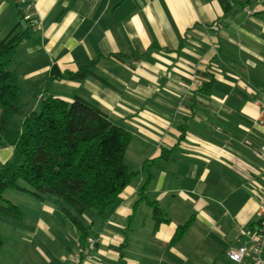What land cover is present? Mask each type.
<instances>
[{
	"label": "crops",
	"instance_id": "obj_1",
	"mask_svg": "<svg viewBox=\"0 0 264 264\" xmlns=\"http://www.w3.org/2000/svg\"><path fill=\"white\" fill-rule=\"evenodd\" d=\"M28 1L37 29L18 0H0V41L24 34L11 63L23 107L80 95L132 134L125 162L137 174L105 218L80 215L96 243L78 264H237L226 250L248 241L239 230L264 199V0ZM83 68V79L59 76ZM12 154L0 146V167ZM41 202L23 239L69 264L78 229L62 200Z\"/></svg>",
	"mask_w": 264,
	"mask_h": 264
},
{
	"label": "trees",
	"instance_id": "obj_2",
	"mask_svg": "<svg viewBox=\"0 0 264 264\" xmlns=\"http://www.w3.org/2000/svg\"><path fill=\"white\" fill-rule=\"evenodd\" d=\"M23 35L10 33L0 41V146H13L11 158L0 167V214L21 215L3 196L7 188L28 191L39 199L45 194L57 195L63 212L78 229L80 244L85 246L89 226L80 215L91 212L105 218L137 174L125 162L132 134L96 101L80 95L67 100L47 94L38 110L25 109L21 74L11 68ZM88 73L89 69L83 68L59 76L83 79ZM54 77H58L56 73ZM15 115L23 118L18 130L10 128ZM153 205L155 214L161 215L157 204ZM187 227L188 223L181 225L174 238H180Z\"/></svg>",
	"mask_w": 264,
	"mask_h": 264
},
{
	"label": "rangeland",
	"instance_id": "obj_3",
	"mask_svg": "<svg viewBox=\"0 0 264 264\" xmlns=\"http://www.w3.org/2000/svg\"><path fill=\"white\" fill-rule=\"evenodd\" d=\"M24 103L30 105L32 102L24 101ZM22 119L21 115H15L10 122V128L18 130ZM23 184L27 186L25 182ZM3 196L18 207L21 215L20 217H13L0 214V264H48L42 256L34 252V246H31L29 242H25L23 239L24 233L27 229H30V225L38 217L42 203L41 199L28 191L17 188H7L3 192ZM49 196L61 200L57 195L49 194ZM56 246L57 248L60 247L58 244ZM56 250L58 249H54L51 244L50 249L45 248V256L49 258L55 257L57 255Z\"/></svg>",
	"mask_w": 264,
	"mask_h": 264
},
{
	"label": "built area",
	"instance_id": "obj_4",
	"mask_svg": "<svg viewBox=\"0 0 264 264\" xmlns=\"http://www.w3.org/2000/svg\"><path fill=\"white\" fill-rule=\"evenodd\" d=\"M22 5L25 20L34 28H39L41 21L36 17L34 5L28 0H18ZM218 29L219 26H213ZM260 125L264 127V117L260 118ZM264 151V146L262 147ZM239 236H246L248 241L239 247H231L226 250L228 258L237 264H264V199L258 210V221L250 229L241 228ZM96 239L88 237L85 246L79 243V250L71 257L69 264H78L83 257H91Z\"/></svg>",
	"mask_w": 264,
	"mask_h": 264
},
{
	"label": "water",
	"instance_id": "obj_5",
	"mask_svg": "<svg viewBox=\"0 0 264 264\" xmlns=\"http://www.w3.org/2000/svg\"><path fill=\"white\" fill-rule=\"evenodd\" d=\"M22 24H24V25H25V20H23V21H22Z\"/></svg>",
	"mask_w": 264,
	"mask_h": 264
}]
</instances>
